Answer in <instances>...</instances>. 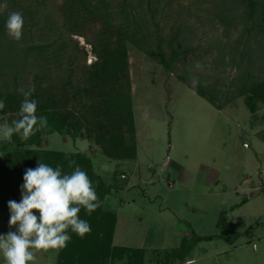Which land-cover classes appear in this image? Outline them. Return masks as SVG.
<instances>
[{"label":"rangeland","instance_id":"1","mask_svg":"<svg viewBox=\"0 0 264 264\" xmlns=\"http://www.w3.org/2000/svg\"><path fill=\"white\" fill-rule=\"evenodd\" d=\"M214 1L152 2L162 37L170 39L180 33L178 41L186 40V46L195 50L182 58L174 73L125 44L135 139L130 141L124 126L121 134L126 146L136 145V159L118 162L105 157L102 148L108 143L97 146L94 136L83 132L53 134L37 146L21 148L85 156L96 184L100 182L106 194L88 195L83 207L80 198L72 201L63 195L62 210L59 205L56 211L61 212L62 221L55 218L44 230L34 229L28 217L16 224L15 213L9 221L0 219V264H58L65 246L81 255V239L78 242L71 233L99 230L94 225L95 213L99 219L101 214L114 216L111 248L121 256L103 264H128L121 252L124 248L143 251V264H264V102H257L251 112L245 98L231 99L234 90H230L220 102L211 104L179 78L188 75L190 84L208 86L209 80L230 82L236 77L234 71L223 74L213 65L215 58L217 64L223 60L211 47L219 41L222 48L231 44L210 24ZM63 2L0 0V13L8 16L6 28L12 30L11 37L21 39L25 34L28 40L30 35L38 43L58 40L54 53L65 48L72 69L83 76L96 61L92 46L101 38L102 28L82 16V37L69 36ZM154 30L152 24L150 31ZM226 100L230 102L224 105ZM9 117L0 114V144L15 138L28 140L25 132H15L14 137ZM77 163L71 161V177ZM82 189L87 195L86 184ZM65 220L69 230H65ZM197 238L204 240L197 242ZM78 254L74 259L78 260ZM88 256L102 261L98 249H90Z\"/></svg>","mask_w":264,"mask_h":264},{"label":"trees","instance_id":"2","mask_svg":"<svg viewBox=\"0 0 264 264\" xmlns=\"http://www.w3.org/2000/svg\"><path fill=\"white\" fill-rule=\"evenodd\" d=\"M116 1L63 2V23L69 36L82 37V16L89 22L100 23L102 28L101 38L92 46L96 61L81 77L72 69L71 58L63 53L65 48L54 53L58 40L38 43L30 35L28 40L25 34L21 39L11 37L12 30L6 28L8 16L0 13V114L10 116L8 124L14 137L15 132L29 135L26 141L15 138L13 142L0 144V219L9 221L15 213L16 224L28 217L33 219L34 229L44 230L60 217L61 212L56 211L59 205L62 210L65 195L72 201L80 198L82 207L88 195L93 197L101 191L98 197H104L106 191L99 186L100 182L96 184L85 156L69 157L55 151L21 148L37 146L41 139L53 134L73 136L83 132L87 137L94 136L97 146L108 143L102 148L105 157L118 162L136 159V145L126 146L121 134L124 126L130 141L135 139L125 44L144 52L168 73L176 72L182 58L195 51L186 46V40L178 41L180 33L170 39L162 37L156 22L157 10L151 9L152 2L158 4L159 0H135V3L120 0L115 6ZM165 7H170V3ZM211 13L213 29L221 30L223 39L231 40L223 48L220 41L211 47L223 60V64L221 60L217 64L215 58L213 65L223 74L234 71L236 77L228 82L220 78L207 81V76L206 81L211 84L208 86L190 84L188 75L179 78L211 104L220 102L224 93L234 90L231 99L245 98L253 112L257 102H264V0H215ZM152 24L154 31H150ZM74 159L78 163L71 177L68 171ZM36 170L39 171L34 174ZM85 184L87 195L82 189ZM75 189L79 190L76 196L72 193ZM100 216L99 219L94 214V225L102 234L99 230L87 233L74 230L72 237L81 239V255L69 246L62 247L58 264H103L107 259L115 262L112 257L116 255L121 257L117 249L111 248L114 216ZM67 223L68 220L63 223L65 230H69ZM201 240L204 239L196 241ZM90 249L99 250L101 262L88 256ZM121 252L125 253L128 264H143V251L124 248ZM75 254L79 255L78 260L73 257Z\"/></svg>","mask_w":264,"mask_h":264},{"label":"crops","instance_id":"3","mask_svg":"<svg viewBox=\"0 0 264 264\" xmlns=\"http://www.w3.org/2000/svg\"><path fill=\"white\" fill-rule=\"evenodd\" d=\"M241 207V206H240Z\"/></svg>","mask_w":264,"mask_h":264}]
</instances>
